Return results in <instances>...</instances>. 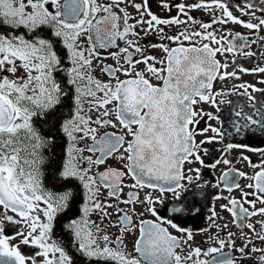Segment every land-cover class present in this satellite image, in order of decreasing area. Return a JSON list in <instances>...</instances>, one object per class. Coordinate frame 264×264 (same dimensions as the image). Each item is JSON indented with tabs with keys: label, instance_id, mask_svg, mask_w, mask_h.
I'll list each match as a JSON object with an SVG mask.
<instances>
[{
	"label": "snow or ice",
	"instance_id": "obj_1",
	"mask_svg": "<svg viewBox=\"0 0 264 264\" xmlns=\"http://www.w3.org/2000/svg\"><path fill=\"white\" fill-rule=\"evenodd\" d=\"M262 33L254 0H0V264H264V144L203 107L239 80L229 123L264 134Z\"/></svg>",
	"mask_w": 264,
	"mask_h": 264
},
{
	"label": "flooded vegetation",
	"instance_id": "obj_2",
	"mask_svg": "<svg viewBox=\"0 0 264 264\" xmlns=\"http://www.w3.org/2000/svg\"><path fill=\"white\" fill-rule=\"evenodd\" d=\"M254 2L257 3H264V0H254ZM195 15L199 16L202 15L201 13H195ZM205 19H207V17H205ZM230 29H234V31H239L244 35H249L248 30L244 29L241 26H232L229 25ZM264 34V33H262ZM257 49L256 45H251V50L255 51ZM249 49H245V51H247ZM156 55H159V53H156ZM258 58L257 57H253L252 58V62L250 63L246 58H244L242 55H238L236 57V60L238 62V64L243 65L244 67H254L255 66V62ZM227 61L228 63L231 65L233 62V56L231 54H229L227 56ZM106 63H112L111 60H107ZM258 77L252 76V75H243L242 76V80L243 81H248V82H252V83H256ZM241 81L239 80H228L226 82H218L216 84V88L219 89L221 87H224L225 91L228 92V95L221 97L220 99H224L226 101H228L229 103H224L221 104L220 107V111L219 113H217L216 108H213L209 105H203L204 110L205 111H209V112H213L214 114L219 115L220 120L216 121H210V123H212L213 126L217 127V128H221L223 130V132L225 133V142H234V143H244V144H251L252 146H260L261 144H264V134H261L260 132L256 131L254 128L250 131H244L241 132L240 134H236L235 131L232 129L231 124L229 123V121L231 119H233L234 117L232 116V110L239 104L242 105L245 109V111H250L249 109V104L251 103L250 101H248L246 96H241L239 95V92H242L243 90H237L235 93H233L231 91L232 89V85L238 84ZM257 87H262L264 88V85L261 84H257ZM249 92H251V90L249 89ZM253 96L257 97V105H259V103L261 101H264V93H252ZM208 122L207 118L205 117L204 120L201 121L200 127L203 128L205 126V123ZM104 129H101V132H103ZM108 131H112V129H108ZM209 135H212L211 133H209ZM202 138V137H198ZM221 143L219 141H217L214 145L213 150L215 149H219L221 147ZM247 155L251 156L252 160L254 162H259V157L255 154L252 153H246ZM239 155L240 153L238 151H233L231 153V158H232V165L233 167H236L237 169L241 170V171H245L248 172L249 174H251L252 169L247 167V165L239 160ZM227 167L226 165H219L218 168L213 172L212 176H205V179H212L213 182L215 181V178L218 177L219 175H221V172L223 170H225ZM239 180V182L243 185L248 183V181L244 178H237ZM125 191H127V189H125ZM195 191L194 189H189V192L186 194L188 196L189 199H191V192ZM206 193V199L204 201H201L202 203L206 204L207 207H205L203 209V215L207 216L208 213V207H211L213 204L215 205L217 211H220V204L226 203V201L224 200H215V196L221 194L220 190L217 189H212V188H208L204 190ZM224 195H228V193L226 192V190L223 192ZM169 195V199L171 200V194ZM233 195L239 196V193L234 191ZM174 202V201H173ZM221 215H223L225 217V220H231V216L229 215V213L227 212H221ZM115 218V216H114ZM146 218H150V217H146ZM180 223L182 225L188 226L185 221H180ZM193 227H203L205 226V221L203 219H199L195 222L192 223ZM246 230V229H245ZM233 231H237V229L235 227H233ZM197 242H200L202 239H204V237L201 236H197L196 237ZM132 240L133 237H129L128 238V244L129 247H131L132 244ZM203 246H207V245H203Z\"/></svg>",
	"mask_w": 264,
	"mask_h": 264
}]
</instances>
